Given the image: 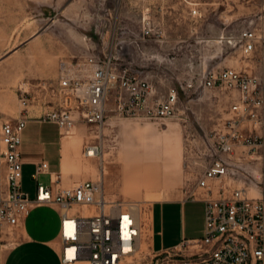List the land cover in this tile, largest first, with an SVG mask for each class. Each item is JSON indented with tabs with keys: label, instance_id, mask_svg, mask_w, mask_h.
<instances>
[{
	"label": "rangeland",
	"instance_id": "obj_1",
	"mask_svg": "<svg viewBox=\"0 0 264 264\" xmlns=\"http://www.w3.org/2000/svg\"><path fill=\"white\" fill-rule=\"evenodd\" d=\"M138 2L0 0V122L19 117L44 120L53 106L51 87L57 82L62 58L91 53L104 56L114 50L120 66L147 76L159 97H164L171 87H178L180 102L176 117L151 120L111 113L101 131L79 124L63 142V148L69 142V158L80 159L84 179H98L103 172L109 198L141 203L145 220L142 248L129 264H169L157 261L156 251L150 245L153 204L158 200L188 197L210 159L203 151L210 146L223 121L232 115L236 93L204 88L198 85L200 80L210 71L223 67L247 70L264 79V61H259V52L246 55L239 40L242 30L262 25L264 3L261 0H149L156 29H161L162 36L160 40L137 42L141 31ZM191 3L198 7L197 15H190ZM191 81L196 87L183 92L181 87ZM176 139L182 143L180 151L172 145ZM91 142L104 144L103 150L109 153L108 162L102 157L94 160L82 157L81 151ZM60 146L55 122H28L24 132L22 185L30 198L36 195L37 181L33 178L36 164L48 161L52 169L58 168ZM246 161L260 167L259 161L250 156ZM250 178L254 179L253 174ZM49 179V175L41 176L44 182ZM73 181L72 184L79 180ZM249 182L245 179L242 185L248 186ZM248 189L253 196L264 193L263 185ZM31 208L28 219L31 234L37 240L55 238L59 232V208L36 203ZM159 211L158 208V221ZM204 222V203L190 201L185 215L187 236H201ZM161 228L158 225V230ZM177 230L183 231L182 211L178 221L165 229L167 242ZM157 235L160 246L162 234ZM33 247L45 249L39 252ZM51 248L52 245L24 244L13 260L17 264H59Z\"/></svg>",
	"mask_w": 264,
	"mask_h": 264
},
{
	"label": "built area",
	"instance_id": "obj_2",
	"mask_svg": "<svg viewBox=\"0 0 264 264\" xmlns=\"http://www.w3.org/2000/svg\"><path fill=\"white\" fill-rule=\"evenodd\" d=\"M152 8L149 0L136 4L141 27L137 42L161 39ZM189 13L197 15L198 7L191 3ZM239 40L243 53L259 52V59L264 61V22L259 28L242 30ZM263 81L259 75L234 67L210 71L200 80L198 85L204 88L230 90L237 98L231 105L232 115L223 121L203 151L210 159L187 197L204 202V235L155 253L157 261L264 264V193L253 196L248 189L264 186ZM196 85L191 81L181 90L188 92ZM51 94L53 106L44 120L55 122L64 136L72 135L79 124L101 131L111 113L151 120L169 119L179 113L178 87H171L159 97L147 76L120 66L114 50L104 56L91 53L62 58ZM29 120L19 117L0 122V238L21 227L33 203L57 205L61 264H129L142 248L145 220L141 203L109 198L102 175L72 186L60 185L61 175L45 183L41 176L49 173L48 161L36 164V195L30 198L22 185L23 135ZM103 145L87 143L83 156L100 158ZM247 156L259 161L260 167L246 161ZM245 179L250 180L248 186L242 185Z\"/></svg>",
	"mask_w": 264,
	"mask_h": 264
},
{
	"label": "crops",
	"instance_id": "obj_3",
	"mask_svg": "<svg viewBox=\"0 0 264 264\" xmlns=\"http://www.w3.org/2000/svg\"><path fill=\"white\" fill-rule=\"evenodd\" d=\"M261 56V53H259V57ZM261 61V59H259ZM29 121H47V120H29ZM25 132V131H24ZM60 139H61V146H60V162L59 167L52 169L51 164L49 163V173L44 175H49L50 179L49 181L45 183H51V179H56L58 175H61L60 179V185L62 186H72L75 185L81 181H84L86 179L83 178L84 176V169L82 164L80 163V159L78 157H72L69 158V142L67 141L65 143V147L63 148V142L64 140L69 139L70 137L64 136L62 132L60 131ZM24 139V135H23ZM181 141L180 139H176L172 142V145L174 148H176L178 151L181 149ZM84 150V149H83ZM83 150L81 151V155L85 160H94V159H88L83 156ZM22 153H23V146H22ZM181 154V153H180ZM104 162H108L109 160V153L104 151ZM23 159V157H22ZM24 163V161H23ZM25 165V163H24ZM83 178V179H82ZM79 181H75V180ZM91 179V178H88ZM75 181V183L72 184V181ZM43 181V180H42ZM73 181V182H74ZM44 182V181H43ZM106 184V183H105ZM25 191V190H24ZM34 198V197H33ZM190 201H202V200H193L189 198H173V199H167V200H158L155 204H153L152 210H151V219H150V230H151V242L150 245L152 246V249L154 251L160 252L165 249H170L175 247L176 245H179L182 241L185 239H191V238H201L204 235V232L199 237L194 236H187L186 234V225H185V215H186V209L187 204ZM203 202V201H202ZM204 203V202H203ZM59 208L57 205H51ZM159 208V214L160 218L158 221L157 217V209ZM205 209V206H204ZM60 211V208H59ZM179 211L183 216V231L174 232V236L170 239L169 242H167L165 238V229L169 226L172 227V224L178 221L179 217ZM32 214V211L29 215V217L25 220V222L21 225V227H18L15 232H9L5 233L0 238V264H17L15 260H13V257L16 256L17 252L24 244H37L39 246H45V245H52V251L53 253L58 257L59 264H61L60 261V250H61V244H60V222H59V232L58 235L53 239H40L37 240L30 232L28 228V219L30 218ZM205 224V222H204ZM158 225H160L161 230H158ZM162 234V242L160 246H158V239L157 234ZM35 251H44L45 247H33Z\"/></svg>",
	"mask_w": 264,
	"mask_h": 264
},
{
	"label": "bare ground",
	"instance_id": "obj_4",
	"mask_svg": "<svg viewBox=\"0 0 264 264\" xmlns=\"http://www.w3.org/2000/svg\"><path fill=\"white\" fill-rule=\"evenodd\" d=\"M230 42V41H229ZM232 42V41H231ZM68 137H71V135L70 136H68ZM104 150L102 151V154H101V156L100 157H102V159L104 158ZM95 159V158H94ZM100 175H102V177H104V173L103 172H100L99 173Z\"/></svg>",
	"mask_w": 264,
	"mask_h": 264
}]
</instances>
